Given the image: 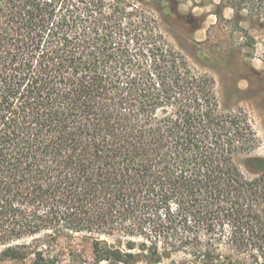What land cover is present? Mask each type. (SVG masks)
<instances>
[{
    "label": "trees",
    "instance_id": "obj_1",
    "mask_svg": "<svg viewBox=\"0 0 264 264\" xmlns=\"http://www.w3.org/2000/svg\"><path fill=\"white\" fill-rule=\"evenodd\" d=\"M226 4L264 15V0ZM256 144L151 12L0 0V264H90L76 233L115 236L81 237L91 264H264Z\"/></svg>",
    "mask_w": 264,
    "mask_h": 264
},
{
    "label": "rangeland",
    "instance_id": "obj_2",
    "mask_svg": "<svg viewBox=\"0 0 264 264\" xmlns=\"http://www.w3.org/2000/svg\"><path fill=\"white\" fill-rule=\"evenodd\" d=\"M129 1L155 15L166 40L186 55L196 72L214 79V89L221 109L246 113L257 136V144L250 156L264 158V29L259 25L264 15L250 18L248 11L244 9L236 17L235 11L226 6L227 0ZM256 19L258 23L255 22L253 26L251 20ZM241 169L247 177H255L253 171L243 167ZM260 210H264V204ZM148 223L143 225L151 229L152 223ZM83 235L109 242L115 238L107 235L74 234L78 248L85 253L90 264V249L87 242L81 241ZM150 236L158 237L160 246L167 241L164 235H154V232ZM69 237L60 239L66 248H70ZM141 237L143 235L135 238ZM30 239L26 237L15 243L29 242ZM127 239L129 238H123L124 241ZM221 252L228 254V250L223 247ZM245 256L240 255V258ZM186 258L182 252H175L158 264H173L171 260L180 263Z\"/></svg>",
    "mask_w": 264,
    "mask_h": 264
}]
</instances>
